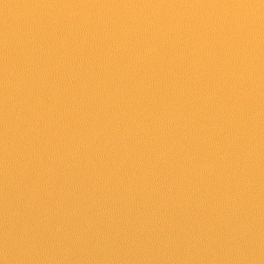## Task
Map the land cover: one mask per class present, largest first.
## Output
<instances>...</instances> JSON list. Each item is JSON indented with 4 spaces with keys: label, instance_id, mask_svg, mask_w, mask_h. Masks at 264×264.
Masks as SVG:
<instances>
[{
    "label": "water",
    "instance_id": "1",
    "mask_svg": "<svg viewBox=\"0 0 264 264\" xmlns=\"http://www.w3.org/2000/svg\"><path fill=\"white\" fill-rule=\"evenodd\" d=\"M0 264H264V223L135 163L0 75Z\"/></svg>",
    "mask_w": 264,
    "mask_h": 264
}]
</instances>
